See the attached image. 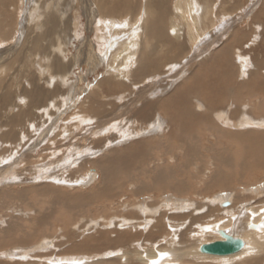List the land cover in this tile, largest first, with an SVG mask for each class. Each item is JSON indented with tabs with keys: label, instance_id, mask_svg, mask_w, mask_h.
<instances>
[{
	"label": "rangeland",
	"instance_id": "374dc122",
	"mask_svg": "<svg viewBox=\"0 0 264 264\" xmlns=\"http://www.w3.org/2000/svg\"><path fill=\"white\" fill-rule=\"evenodd\" d=\"M44 1L0 0V22H2V27L7 25V31L11 36H14L9 42L0 45V171L5 169L0 174V239L5 236L10 228L17 225L20 227L21 232L14 231L13 234L10 233L11 236L16 240H21L20 238L24 234H28L30 240V242L28 240L23 243L4 244L1 242L0 264H47L46 262L55 264V261L61 259L64 255H72L71 257L79 259V261H72L71 264H98L96 262L99 258L100 264H125L119 257L120 254L125 251L136 250L139 247H147V245L139 238L137 241L136 235L138 234L135 233V230H132L133 237L131 233L122 234V232L131 230H125L122 227L121 219L128 215V210L133 209V211H136L132 205L144 206L147 218H150L151 213H154L156 209L160 215L161 212L166 211L162 205L166 204V200L169 199L180 198L185 201L184 203L180 201L182 205H191L193 210L180 211V217L184 214H190L189 216L196 219L204 214L201 213L203 210V212L207 211V206L210 205L211 201L218 199L219 195H228L232 201L234 196L233 203L235 205L232 203L233 208L231 211H235L239 207L236 210V222L238 223L237 231L241 233L245 222L243 211H245L246 205L256 204L264 200L254 192V189H263L264 168L259 172L256 171L254 180L252 179L253 183L249 187L239 184L234 185L233 188H237L238 194L236 191H231V189L210 187L212 175L215 174L217 167V162H214L211 165L209 163L202 166L205 169L203 171H206L205 174L199 170L198 166L200 165L194 166L197 169H192L195 177L191 180L193 182L191 195L187 193L178 196L173 195L170 191H154L136 196L129 193L131 185L127 187L128 184L126 183L124 194H119V191L116 190L112 192L115 199L111 201L118 202L117 209L110 206L106 208L102 200L100 203L103 211L98 210L94 205H82V209H76L77 207L80 208L77 197L79 200V196L88 195L94 188L100 187L102 179L100 172L102 170L93 162L103 161L104 158L115 152L126 150L128 151L124 152V157L130 160L129 158L133 154L135 155L136 151L132 153L129 149L159 139L169 125L166 122L167 118H164L166 116L162 110L163 105H161L166 100V94L171 96L169 93L171 91L174 95L173 87L177 86L178 83L182 85L183 81L193 78L192 76L195 73L198 77L204 76L210 80L220 76L223 69H225V64H223L224 67L220 71L221 66L219 67L214 62L217 58L227 59L229 62L227 69L234 70L232 73L235 75L232 88L235 94L226 98V104L225 101L222 102L224 107L220 106L218 101L208 104L209 100L207 102L200 100L201 107H203L201 109L207 113L215 110L210 115L220 126L226 123H220L215 117L216 114L214 115V113L218 109H230L231 111L235 108V111H237L243 105H247V109L253 106L252 110L254 111L251 110L254 114L253 118L258 122L264 121V0H209L211 3L216 4V13L214 11L216 22L205 31V34L202 35V38L193 49H191L184 31H182L180 57L174 58L177 63H180L175 64L177 67L174 66L175 68H173V65L167 62L164 69L166 71H162L164 67L162 66L161 75L152 76L149 80L143 77L135 79L134 74H130L131 78L129 80L115 79V81L120 80V83L117 84L113 92L109 91L104 84L101 87L99 85L101 79L110 71L111 64L115 60L114 55L121 48L120 43L132 34L131 29L129 30V27H127L122 34H119L118 31L115 32L116 27H112L110 23L112 19H106L109 24L98 16L99 7L95 5V0H59L58 7H60L62 17V20L58 22L60 29L57 34L53 32L51 36H42L46 29L44 28V31H42L38 27L36 19L38 15L35 12V6L36 3L42 6ZM172 1L162 0L160 3V0H156L150 8V26L153 30L155 29V34L151 35L149 28L145 29V26L142 27V25H139V28L137 25L141 35V44H151V47L156 46L159 50L162 49L161 52L164 53L162 55H166L168 51V47L163 48L161 44H168L167 38H171V31H173L170 27L174 22L180 26L177 18L173 17L174 7ZM129 10L130 14L140 13L141 11L135 5L129 7ZM96 11L97 13H94ZM39 12L44 19L47 18L45 16L46 9L41 8ZM113 12H115L114 16L117 22L129 24V19H119L125 16L124 7ZM161 12L165 13L164 21L160 20L162 18H158V14ZM91 13L96 15V21L93 24L88 19ZM218 14H225L226 17L221 18V15ZM46 23L49 22L46 21ZM160 23H164L165 27L162 33L166 31L162 37L157 35L159 33L157 27L161 25ZM103 24L107 28H103ZM97 29L102 30L97 32ZM98 36H102L103 44ZM56 42H62L64 45L65 52L62 55L52 48ZM87 45H93L91 51L88 50ZM87 51H89V54ZM221 51L224 53L229 51L228 56H221ZM90 53L92 56L96 55L103 59V63L99 67H95L94 70L90 64V58L89 60L85 58V54L90 56ZM244 56L251 65L247 69V77L240 79L238 65H240L241 57ZM48 64L49 67H47ZM54 65H66V70H61L60 66L55 67ZM171 65L172 68L170 69ZM40 68H47L46 72L43 74ZM225 71L223 72L225 73ZM65 74H68L67 83L56 76H64ZM196 78L197 76H194V79ZM244 82H247L249 87L244 88L245 90L242 91L245 93L241 94L242 91L239 92L238 87ZM66 96L67 100H64ZM95 98L102 101V104L104 102L105 105L103 104V107L102 105L100 107ZM92 99L95 100L92 101ZM149 102L156 107L158 104L161 108L157 107L159 111L151 112L148 121L142 118H145L144 114L138 116L137 119L140 122H138L136 128L146 126L135 132L133 130L135 129V113L142 110L146 112L149 108ZM191 102L192 106L197 107L199 105L196 100L191 99ZM92 104L94 109H92ZM97 107L100 109H95ZM128 107L133 108L131 111H127L126 108L128 109ZM103 109L105 112H103ZM226 114L228 115L227 111ZM87 115L94 117L91 118V123H81L79 119H90V117H86ZM157 117H161L160 122L161 124L163 122L164 125L158 134L152 132ZM107 120H113V122H108L103 126L102 121ZM142 122L144 124L139 125ZM229 122V125L234 123V121ZM119 125L118 130L120 132H129L126 141L125 138L122 139L118 132L116 133V127ZM230 128L237 129L232 125ZM253 130L258 132L259 129L253 128ZM235 132L229 130L227 134L231 136ZM218 133L222 134L219 127ZM208 139L212 140L214 138L208 137ZM234 141L236 142V140ZM135 157L138 156H134L131 161H134ZM174 164L171 163V165ZM138 165V167H141L138 174L141 173L142 178L149 177L147 171L155 166L154 163L150 164V167H146L142 163ZM135 167L137 165L132 164L129 168L135 170ZM10 171H12V174H10ZM7 173L9 175L5 176ZM95 176L96 178L92 181L91 178ZM129 177L133 179L135 176ZM180 179L183 181L185 178L181 177ZM258 179L259 181H257ZM240 186L245 187V190L249 189L246 192L244 190V193L243 188H239ZM195 187L197 190L194 189ZM45 189L51 190V192H46ZM250 190L254 194L248 192ZM197 191L199 192L196 193ZM202 191L206 193V197ZM236 195L239 197L245 195L248 198L251 195L252 197L249 198L250 200L247 198L248 201L245 200V202L239 201L237 199L239 197H236ZM66 196L68 198H65ZM146 196L149 197L146 198ZM65 199H70V202L64 201ZM202 199L203 203L201 202ZM209 199L211 201H208ZM202 206L205 208H202ZM241 208L244 210H241ZM140 211L137 210V212ZM129 217L131 216L129 215ZM44 218L47 219L48 225L43 223L41 226L39 222ZM191 222L192 219H188L185 223L188 231L191 228L192 230L196 229L195 226L190 225ZM200 222L202 223L203 220ZM152 223L154 224L153 220ZM40 228L43 229L44 235L38 230ZM167 229H170L169 224ZM38 233L40 234L38 235ZM154 239L150 243L157 241ZM85 243L87 244L85 249L78 251L75 249V246ZM107 254L112 256L103 259L104 255ZM251 255L253 253L248 254V257L242 256L241 259L239 258L240 260H235L236 262L230 264L239 261H241V264H251V262L257 264L251 258ZM85 256H87L86 259ZM114 257L116 259L112 260ZM45 258L47 259L46 262L40 261ZM186 263L188 262L186 261ZM197 263L206 264L207 262L198 260ZM155 264H158V262L156 261Z\"/></svg>",
	"mask_w": 264,
	"mask_h": 264
},
{
	"label": "bare ground",
	"instance_id": "6f19581e",
	"mask_svg": "<svg viewBox=\"0 0 264 264\" xmlns=\"http://www.w3.org/2000/svg\"><path fill=\"white\" fill-rule=\"evenodd\" d=\"M58 1L59 0H45L42 6L36 3L37 5L35 6L36 7L35 12L38 15L37 16L38 18H36L38 22V27H40L42 31H44V28L47 30V31L45 30L42 33V36H46V35L51 36L53 32L57 34L60 29L58 22L62 20V17H61L60 7H58L59 6ZM155 1L156 0H95L96 2L95 5L99 7L98 16H100V18H103L104 21H106V19L109 20L112 19L110 23L112 27L114 28L116 27L115 32L118 31L119 34H122L123 32H125L127 27H129V30L131 29L132 32L130 36H127L126 40L123 39V41L120 43L121 48H119L117 53L114 55L115 60L111 64L110 71L104 76V78L101 79L102 81L100 80L101 81L99 85L100 87L103 86L104 84L109 91L113 92L116 89L117 84L120 83V80L115 81V79L121 78V79L129 80L131 78L130 74H134L135 79H138L139 77H143L144 79L149 80V78L152 76L156 77L161 75L162 66H164L162 71L165 72L166 70L164 71V69H165V64L167 62L171 63L173 65V68L177 67V65L180 63H177V60H174V58L180 57V39H181L182 31H184L187 41L190 44L191 49H193L194 46L198 43V41L202 38V35L205 34V31L211 25H214L216 22V15H214V11L217 8H216V4L210 2L211 0L210 1L209 0H173L172 1L174 7L173 17L177 18V22L180 23V26L179 24L174 22V24H172V27H170V29L172 28L173 31H171L172 32L171 38H167L168 44L166 43L161 44L163 45V48L168 47V51L166 50L167 51L166 55H162L164 53L161 52L163 51L161 48H160L161 50H159L156 46L151 47V44L150 45L141 44L140 41L141 35L139 33V29L137 28L139 25H142V27L145 26V29L149 28L151 35L155 34L154 32L155 29L153 30V28H151L150 26L151 24L150 8L153 6V3H155ZM161 1L162 0H160V3ZM134 5L136 8L137 7L140 8L141 10L140 13L130 14L129 7H132ZM83 6L86 8L85 5ZM121 7L125 8V16L119 19L120 20L129 19V24L123 22L121 23L117 22L114 16L115 12L113 11ZM41 8L46 9L45 16L47 18L45 19L43 15L39 12ZM94 13H97V11ZM164 15H165L164 12L159 13L158 18L159 19L162 18L160 20L164 21ZM218 15H221V18L226 17L225 14H218ZM88 19L90 23L93 24L96 21V15L91 13L88 16ZM46 21H48L49 23H46ZM160 24L161 25L157 27L159 31L157 35H159V37H162V35H164L166 31L163 32L164 34L162 33V30H164L165 27H164V23L163 24L160 23ZM49 26L50 28H48ZM104 27L107 28V26H104L103 24V28ZM99 30L97 29V32H99ZM13 38L14 36H11L10 33L7 31V25L2 27V22H0V45H4V43L9 42ZM98 39L102 40V44L104 43L102 36H98ZM63 46L64 45L62 44V42L61 43L56 42L52 48L55 52L62 55L65 52ZM92 46L93 45L88 46L89 51H91ZM89 51H87L88 54ZM222 51L220 52L221 56H228L229 51H227L226 53ZM88 54H85V58L88 60L90 58V64L93 66L92 68L93 70L95 67L97 68L101 65V63H103L102 58L97 57L96 55L92 56L91 53L90 56H88ZM214 62L219 67L221 66L219 68L220 71L224 67L223 64H225V69H223V71L226 70L227 72L225 71L224 73L222 71L221 75L218 77L216 76L214 80H210L204 76L198 77V75H196L195 73L193 76L191 75L193 78H190L185 82L183 81L182 85L178 83L177 86L173 87L174 95L172 94L171 91L169 92L171 96H169V94H166L167 95L165 97L166 100H164L163 103H161V105H163L162 110L165 112V116H166L164 118H167L166 122H168L169 125L167 126V129L163 131L164 134L161 135L159 139H155L154 140L155 142L151 141L153 143L150 142L148 144L146 142L145 144H139L138 146L129 149L131 150L132 153L136 151V154L135 155L133 154V156L129 158L130 160H127L124 157L125 155L124 152L128 151L126 150L122 152H115L114 154L104 158L103 161L93 162L97 167H99V169L102 170V172H100L102 174L100 187L94 188L92 192H90V194L88 195L79 196V200L77 197V201H78L77 203L79 204L80 208L75 207L76 209H82L83 208L82 205L84 206L94 205L97 207L98 210L103 211V208L100 203L102 200L106 208L109 206L111 208L113 207L116 208L118 202L114 203L113 201H111L115 199V196L112 194V192L116 190L119 191V194L120 193L124 194L125 193L124 187L126 183L128 184L127 187L131 185L129 187L130 188L129 193L136 196L154 191H160V192L170 191L173 193V195H178V196H180V194L184 195L187 193L191 195L190 192H192L191 187L193 183L191 180L195 177L193 175L194 171L192 170L193 168H195L194 166L200 165L198 166L199 170L205 174L206 171L205 172L203 171L205 169H203L204 167L202 168V166L205 164L208 165L209 163H210L209 165H211L214 162H217V167L215 169V174L212 175V181L210 185L211 188L231 189V191L232 190L236 191L238 194L239 191L237 190V188L236 189L233 188L234 185L239 184L245 187H249L250 185H252L253 183L252 179L254 180L255 174L257 173L256 171L259 172L264 168V131H261L264 130V121L258 122L253 118L254 114H252L251 112V110L254 108L253 106L250 107V109L249 108L247 109V105H243V107H241V109H238L237 111H235V108L231 111L230 109H226V110L218 109V111L214 113V115L216 114L215 117L218 119L220 123L225 122L227 124L220 126L215 122V119L210 115V113L215 110L210 109L211 112L207 113L205 112V110L203 111L201 109L203 107H201L202 105L200 104L201 103L200 100H202L203 102H207V100H209L208 104H213L218 101L220 103V106H222V102L225 101L224 103L226 104V100H227L226 98H228L229 96H234L235 94V91L232 88V83H233L232 81L235 76L234 74H232L234 70H230L229 68L227 69V65L229 64L228 60L217 58L214 60ZM239 64L240 65H238L239 66L238 76L240 77V79H244L247 77L246 75L247 69L250 67L251 64L248 62L245 56L241 57V61ZM172 65L170 66V69L172 68ZM49 66L50 65L48 64L47 67ZM56 66L59 67L60 65H56ZM60 67L61 70H66V65L64 66L62 65ZM46 69L42 68L41 72L44 74V72H46ZM56 76L64 83H67L68 74H65L64 76H59V75ZM194 76H197L196 78L197 80L194 79ZM248 87L249 84L247 82L246 83L244 82L242 85L238 87V91L239 92L242 90L244 91ZM243 91L240 93L241 94L245 93ZM95 99H92V101L95 100L100 107L101 105L103 107L104 102L102 104V101H99L97 98ZM191 99L196 100L197 101L196 103H199V105L197 107L192 106ZM64 100H67V96L64 97ZM236 100L239 101L238 99ZM93 104L96 105L95 103ZM93 104L91 105L92 107ZM148 106L149 108L147 109L146 112H143L142 110L141 112L138 111L135 113V117H136L134 119L135 129H133L135 132H138V130L143 129V127L146 126L143 125L144 122H142L139 123V125L142 124L143 126H140V128H136V125L138 124V122H140V120L137 119L138 116L144 114L145 118L144 117L142 118L148 121L150 119L149 116L150 113L157 110L159 111L157 107L161 108L158 104L156 107L151 102L148 103ZM133 107H128V109L126 108V110L131 111ZM92 109H94V107ZM95 109H100V108L97 107ZM226 111L228 112V115L226 114ZM103 112H105L104 109ZM86 117H90V119L82 118L79 119V121L81 123L83 122L91 123L92 120L91 118H94L88 115ZM160 119L161 117L156 118L157 121L155 123L154 128L152 129L153 133L158 134L159 132H161L164 125L163 122L161 124ZM229 121H234V123L231 125L236 127L237 129L230 128L231 125H229L230 123ZM108 122L111 123L113 122V120L112 121L107 120L105 122L102 121L103 126H105ZM120 125L118 127L115 126L117 129L116 133L118 132L122 137V139L125 138L126 141L128 138L127 136H129V132L126 133L122 131L120 132L118 130ZM218 127L220 128V133H222L221 135L218 133ZM253 128H258L259 129L258 132L260 133L254 131ZM229 130L236 132L232 133L231 136H228L227 133L229 132ZM208 137L209 138L213 137L214 139L209 140ZM234 140H236V142ZM134 156H138V157H135L134 161H131L134 158ZM129 161L131 162L129 163ZM141 163L145 164L144 166L146 167H150V164L152 163H154L155 165L151 170L147 171L149 176L147 178H142L140 176L141 173L138 174V172L141 170V167H138L139 166L138 164ZM171 163H175V164L171 165ZM132 164L134 166L137 165V167H135L136 168L135 170H131L129 168L130 165ZM4 170L5 169L1 170L0 174L4 172ZM10 174H12V171H10ZM8 175L9 173H7L5 176ZM132 175H134L135 177L133 179H130L129 176ZM181 177L185 179L181 181L180 179ZM95 178L96 176L91 178V180L93 181V179ZM257 181H259V179ZM87 183L89 184L90 182L88 181ZM245 187L243 188L240 186L239 188H243V192H244ZM194 189H196V187ZM201 189H203V187H201ZM247 190H245V192ZM45 191L49 193L51 192V190L49 191L47 189H45ZM198 192L199 191H197L196 193ZM248 192H251V194H254V192H256V195H259L260 197H262L261 199H264V186L263 189L261 188L257 190L254 189V192L251 190ZM205 194L206 193H204V196ZM148 197L146 196V198ZM236 197L239 196L236 195ZM250 197L252 196L250 195ZM65 198L68 197L66 196ZM247 198L248 197L244 195L243 197L240 196L237 199L239 201H245V200L248 201ZM64 201L70 202V199H65ZM166 201H167L166 204L162 205V207L164 208V210L166 209V211L161 212L160 215L158 214L156 209L154 213L153 212L151 213L150 215L151 217L147 218L146 215L147 212L144 210V206L132 205V207L135 208L136 211H133V209L128 210V215H127L128 217L126 216L125 218L121 219L123 225L122 227L125 230L126 229L131 230V231L122 232V234L131 233L133 237L132 230H135V233L138 234L136 235L137 241L139 238L144 242L145 245H147V247L146 246L139 247L136 248V250L125 251L124 253L120 254L119 257L122 259V261H124L125 264H135V263L155 264L156 261L158 262V264H199L197 263L198 260H203L205 261V263L207 262L208 264H230L231 262L233 263L236 262L235 260H240L242 256L243 257L247 256L250 253H253V255H251V258H253L257 264H264V200L257 202L256 204L254 203V204L246 205L247 207L245 211H243L245 222L244 225L242 226L243 229L241 230V233L237 231L238 223L236 222L237 220L236 210H238L239 207L238 209H235V211H231L233 205H235L233 203L234 196H233V201L231 197L228 195L226 196L219 195L218 199L214 201H211L209 199L208 201H211L210 205H208L205 202V204L208 205L207 211H205L206 213L203 212L204 211L203 210L201 213L204 214L202 216L197 217L196 219H193L191 216H189L190 214L189 215L184 214V216L180 217L181 216L180 211L187 212L192 209L191 205H182L181 202L184 203L185 202L184 200L178 198L175 200L169 199ZM106 202L108 203L106 204ZM187 202L189 201L187 200ZM201 202L203 203V199ZM204 206H202V208ZM138 209L139 211L141 209V211L137 212ZM242 209L243 208H241V210ZM129 215L131 217H129ZM188 219H192L190 225L195 226L196 229L192 230L191 228L189 229V231L186 229L185 223L186 221H188ZM46 220H47L46 218L41 219L39 222L40 225L43 223H46L48 225ZM152 220L154 224L152 223ZM201 220H203L202 223L200 222ZM168 224L170 225V229H167ZM123 228L122 230H124ZM17 230L18 232H21L20 227L16 225V227L10 228L8 232L6 231L7 233L5 234V236L0 239V245L1 242L4 244L15 243V242L23 243L29 240V236H27L28 234L27 235L24 234L23 237L20 238L21 240H16L15 238H13L10 233ZM38 230L42 232L43 229L40 228ZM39 234L40 233H38V235ZM41 234L44 235V231ZM31 236L33 235L31 234ZM227 237H231L232 239H240L242 241L243 245L238 252L232 254L216 255V254L205 253L202 251V247L205 244H210L216 241H227ZM154 238L157 240L156 242L158 243L156 242L150 243L152 242L151 240ZM86 245L87 244L85 243L83 245L81 244L80 246L79 245L75 246V249L77 251L80 249H85ZM35 250L37 249L35 248ZM64 256L61 259L55 261V264H59V263L71 264L72 261H79L78 258L71 257L72 255L65 257ZM104 256L103 259H107L108 256H112V255L107 254ZM86 258L87 256H85V259ZM99 259L96 262L98 264H100ZM115 259L116 257H114L112 260ZM46 260L47 259L45 258L40 261H43L44 263L46 262ZM186 261L188 263H186ZM46 263L51 264L49 262ZM235 264H241V261ZM244 264H249V263H244ZM251 264L253 263L251 262Z\"/></svg>",
	"mask_w": 264,
	"mask_h": 264
},
{
	"label": "water",
	"instance_id": "95a60500",
	"mask_svg": "<svg viewBox=\"0 0 264 264\" xmlns=\"http://www.w3.org/2000/svg\"><path fill=\"white\" fill-rule=\"evenodd\" d=\"M243 243L240 239H232L227 237V241H216L210 244H205L202 251L209 254L224 255L238 252Z\"/></svg>",
	"mask_w": 264,
	"mask_h": 264
}]
</instances>
